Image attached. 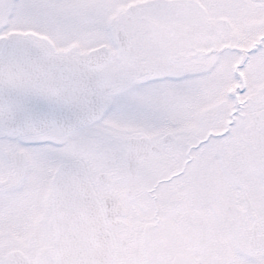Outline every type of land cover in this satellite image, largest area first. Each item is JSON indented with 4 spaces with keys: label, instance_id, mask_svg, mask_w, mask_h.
Segmentation results:
<instances>
[{
    "label": "snow or ice",
    "instance_id": "snow-or-ice-1",
    "mask_svg": "<svg viewBox=\"0 0 264 264\" xmlns=\"http://www.w3.org/2000/svg\"><path fill=\"white\" fill-rule=\"evenodd\" d=\"M0 264H264V0H0Z\"/></svg>",
    "mask_w": 264,
    "mask_h": 264
}]
</instances>
